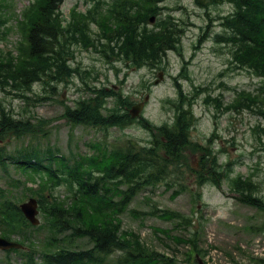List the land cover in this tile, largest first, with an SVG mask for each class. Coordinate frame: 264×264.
Wrapping results in <instances>:
<instances>
[{"label": "rangeland", "instance_id": "obj_1", "mask_svg": "<svg viewBox=\"0 0 264 264\" xmlns=\"http://www.w3.org/2000/svg\"><path fill=\"white\" fill-rule=\"evenodd\" d=\"M33 1L0 0L3 53L15 51L20 41L16 22ZM112 3L113 0L61 2L56 13L62 32L73 34L78 40L72 44L69 41L68 45L72 72L57 83L46 79L35 82L30 91L0 87V108L12 118L33 124L44 120L42 125H46L45 135L7 138L0 148L7 154L22 150L27 144L41 150L56 148L71 160V155H97V148L112 157L130 147L139 150L153 144L163 158L159 164L167 168L159 183L143 188L118 217L122 233L136 234L143 246L172 258L174 264H264V84L247 69L235 70L230 65L228 48L217 42L216 35L223 32L222 18L232 11V6L224 0H165L158 5L160 10L150 15L153 20H148V28L160 29L166 25L162 19L170 17L178 31L176 46L153 67L135 68L120 60L117 52L110 53L106 48L109 56L100 53L108 31L103 30L100 18H110ZM77 31L84 34L83 41ZM159 73L162 79L156 83ZM95 90H106L102 95L107 97L105 103L100 104L103 118L110 111H116L114 114L120 118L138 103L144 107L134 119L128 117L118 124L106 122L101 127L73 125L61 116L66 108L74 110L77 101L93 98ZM241 92L256 97V104L251 108L230 107ZM180 93L184 97L181 103ZM177 110L188 118L190 143L175 146L173 153H164L163 130L175 127ZM208 153L212 156L210 162L206 161ZM213 162L220 167L218 171H223L222 176L216 173L217 168L213 170ZM236 179L255 186L250 198H257V204L245 198L249 195L233 189ZM39 183V178L31 182L28 175L13 166L8 173L0 169V189L6 190L7 197L17 206L34 197L30 191L37 190ZM67 192L66 186L52 192L64 208H70V201L65 199ZM53 198L47 199L46 207L54 202ZM155 209L176 212L183 218L181 221L191 224L174 226L158 215H150ZM36 217L39 223L29 231L37 250L32 259L42 264L40 252L53 250L57 245L48 247L47 242L55 234L49 230L41 210ZM176 239L184 242L178 245ZM12 240L22 243L20 251H29L28 241L18 236ZM74 242L70 247L74 251L90 247L86 239ZM120 256L117 251L99 259L114 264ZM24 263L20 254L0 251V264Z\"/></svg>", "mask_w": 264, "mask_h": 264}, {"label": "trees", "instance_id": "obj_2", "mask_svg": "<svg viewBox=\"0 0 264 264\" xmlns=\"http://www.w3.org/2000/svg\"><path fill=\"white\" fill-rule=\"evenodd\" d=\"M62 1L34 0L21 11V19L16 22L20 41L15 51L3 53L0 50L1 89L5 90L10 86L16 90L30 91L35 82L46 79L50 83H57L70 76L72 70L68 65V45L69 41L72 44L78 40L73 34L66 35L62 32L64 29L61 28L56 13ZM164 1L113 0L111 6L115 15L112 13L110 18H100L103 30L108 29L104 34L107 42L101 46L100 53L104 57L109 56L106 48L110 53L117 52L120 60L135 68L153 67L159 63L170 49L175 48L178 36L170 17L162 19L166 21V25L160 29L148 28L150 15L159 11L158 5ZM200 1L196 0L197 3ZM224 1L232 6V11L222 18L223 32L216 35L217 42L224 43L228 48L230 65L235 70L247 69L264 84V0ZM103 30L100 28V32ZM75 33L80 40H84V34L81 35L80 31ZM104 91L106 90H95L93 98L77 101L74 110L66 108L61 116L73 125L91 127H101L106 122L118 124L126 120L128 114L120 115L119 118L114 114L116 111H110L103 118L100 104L103 105L107 98L102 96ZM245 93L248 92L237 93V100L230 107L251 108L255 105L256 97H251L250 93L245 96ZM179 96L181 103L184 97L181 93ZM118 102L120 103V97ZM43 121L33 124L15 120L4 108H0V143L7 138L20 139L40 133L45 135L46 125H42ZM175 121L172 130H163L166 134L164 153H173L175 146H187L190 143L188 118L177 110ZM149 130L153 131V128L150 127ZM157 143L158 140L155 141L156 145ZM25 146L10 154L1 147L0 169L8 173L9 167L13 166L15 170L28 175L31 182H35V178L40 180L38 189L30 192L38 200L49 230L55 234V237H51V242H47L48 247L57 245L53 250L48 248L46 252H41L42 264H105L99 258H106L117 251L121 256L114 264H174L172 258L143 246L136 234L122 233L119 226L118 217L126 211L135 195L143 188L157 185L167 168L159 164L163 158L159 156L155 145L139 147V150L130 147L123 152H115L112 157L106 156L92 145V148L98 150L96 156L71 155V160L59 154L56 148L41 150L37 145ZM150 155L153 158L148 157ZM206 157V161L210 162L211 154H206ZM213 165V170L217 168L216 173L222 176L223 171H218L220 167L216 162ZM232 185L235 191L249 195L246 199L255 191L252 183H244L240 179H236ZM60 186L67 187L65 199L70 201V208H64V205L53 198L52 192ZM49 197L54 202L46 207ZM252 199V204L258 203L257 198L249 200ZM150 215H158L174 226L191 224L181 221L183 218L180 214L169 210L155 209ZM32 229L34 228L24 219L17 204L7 197L6 190L0 189V236L8 240L18 236L28 241L30 252L8 251L23 256L25 264H36L31 255L36 246L29 234ZM38 229L39 227L36 230ZM77 239H86L90 247L87 250H72L70 247ZM176 242L180 245L184 241L176 239ZM193 249L196 251L197 247L193 245Z\"/></svg>", "mask_w": 264, "mask_h": 264}, {"label": "water", "instance_id": "obj_3", "mask_svg": "<svg viewBox=\"0 0 264 264\" xmlns=\"http://www.w3.org/2000/svg\"><path fill=\"white\" fill-rule=\"evenodd\" d=\"M153 19H151L152 21ZM162 79V74H158V80L156 83H158ZM147 100V97L145 98ZM143 109V103H138L133 105L130 110L129 114L131 118H136L139 116L140 112ZM20 211L24 215V217L32 224L37 225L39 223L38 219L36 218V215L38 214L37 211V201L33 198L28 199L27 202L22 203L19 206ZM21 248V245L10 242L6 239L0 238V250H8V249H19Z\"/></svg>", "mask_w": 264, "mask_h": 264}]
</instances>
